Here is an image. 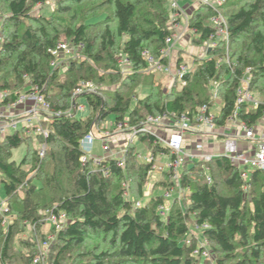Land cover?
<instances>
[{
    "label": "trees",
    "instance_id": "trees-1",
    "mask_svg": "<svg viewBox=\"0 0 264 264\" xmlns=\"http://www.w3.org/2000/svg\"><path fill=\"white\" fill-rule=\"evenodd\" d=\"M46 1L0 0V92L7 93L3 105L37 87L51 110L66 111L73 106L72 95L80 82L104 88L80 96L90 109L86 118H53L44 124L45 138L29 136L23 128L0 141V185L6 196V209L0 213V264H33L36 240L46 241L49 234L41 229L43 214L50 210L63 212L67 223L56 234L43 264H207L201 258L207 251L213 264H264V173L251 172L244 190L239 169L227 158L189 160L178 173L180 195L168 201L162 195L150 196L142 204L152 165L136 159L135 145L127 148L124 168L116 159L98 167L80 162L81 139L110 115L114 122L127 117L131 127L148 116L192 117L199 107L212 105L213 84L222 104L216 125L223 126L234 109L246 68L252 69L250 91L264 101V0H226L221 13L228 26L233 66H217L225 51L219 43L182 77L178 89L172 85L166 94L155 74L147 71L142 53L160 59L165 38L171 35L167 0H54L50 15L31 13ZM87 3L93 6L79 14L77 7ZM104 8L110 14L105 12L103 20H87L89 12ZM211 16L213 12L200 5L188 19L193 46H202L212 33ZM63 42L78 48V57L68 59L63 69H53L50 51ZM122 58L128 62L126 73L120 66ZM182 60L178 55L176 64ZM143 86L149 92L140 98ZM262 108L242 109L238 118L254 125ZM138 141L152 155L169 154L152 135L141 134ZM42 144L46 151L39 158ZM22 145L26 153L16 162L12 152ZM160 174L162 188L170 191L175 185L173 170ZM165 201L171 202L161 216L159 207ZM7 217L11 219L6 223ZM189 222L201 231L206 247L185 243ZM27 224L35 231L17 248L15 239Z\"/></svg>",
    "mask_w": 264,
    "mask_h": 264
},
{
    "label": "built area",
    "instance_id": "built-area-1",
    "mask_svg": "<svg viewBox=\"0 0 264 264\" xmlns=\"http://www.w3.org/2000/svg\"><path fill=\"white\" fill-rule=\"evenodd\" d=\"M167 1L170 3V13L176 14L175 17L172 16L170 18L173 26L172 30L176 31L178 30V27H180V23H177L176 21L182 16V11H178V6L179 2L183 0ZM225 3L226 0H198L199 6H206L213 12L212 19L209 23L213 28V31L207 40L204 41L203 45L200 46L204 55H206L205 57H202L201 60L205 59L208 53L215 49L219 43H223L225 49L224 55L217 60V66L226 65L231 68L233 66V61L230 58L228 50L229 31L226 19L221 13V8ZM183 17L187 21L185 28L188 29V19L184 15ZM180 37L181 36L179 34H171L165 38L164 48L160 51L159 60H156L148 52L142 53L148 72L152 74L169 75L172 77L174 82L181 83L182 77L192 71L185 63L176 64L174 68H172L169 64L175 44L178 43ZM1 42L2 40L0 36V45ZM77 50L78 48L71 47L64 42L59 43L54 50L50 51L53 58L50 63L51 67L53 69L59 68V62L61 60L77 58ZM127 63L128 62L124 58L120 60V66L122 68V72L124 73L128 71ZM251 83L252 69L246 68L235 92L234 109L225 119L224 125L221 127L216 125L220 111L218 114H214L211 111L215 101H219L217 86L216 84H213L211 90L212 105H203L199 107L196 114L192 117H189L186 114H182L177 117H170L167 114L148 116L145 121L134 127L128 125V118L125 117L121 121L113 122L110 126L106 125V123H104L103 126H93L80 141V150L82 152L80 162L83 166L91 162L94 166L98 167L106 160L116 159L118 160L117 166L124 168V155L127 148L129 146H134V144L138 141L139 135H152L156 138V142L158 144L168 150L171 156V161L167 168L168 170L172 169L174 172L172 179L174 180L175 185L170 191H167L164 194V198L168 201L172 198L173 190H179L177 168L181 164V157L185 156L182 157V159L185 158L187 161L193 158L191 154L184 153L183 151V137L189 134L197 135L209 130L213 132V130L222 129L228 132L227 134L223 133V153L217 156L202 154L197 158L200 159V162H208L216 157L227 158L231 164L239 169L240 177L245 182L244 190H247L250 173H264V132L257 127L259 121L264 118V101L257 98L254 93L250 91ZM84 94H98V88L91 82H80L72 95V108L66 111H53L51 110L49 103L44 99V96L38 91L37 87H33L30 92L21 93L17 97V100L9 105H3V101L7 97V93L0 92V107H6L8 109H16L20 106L23 107L21 115L16 116L14 119H12V117H2V120L5 122L0 125V138L3 139L9 133L12 134L17 132L19 124H21L22 128L26 129V133L29 136L39 135L44 138L47 137L48 133L44 128V124L49 123L53 118L61 116H77L80 111L84 110V106L79 104L76 99ZM261 106H263L261 110L262 116L254 125L248 126L238 118L242 109H245V112H249L255 111ZM155 129L168 130V137L165 139L156 135ZM235 132H237L238 135L242 133L241 138L245 142L253 145L252 153L248 150L243 151L239 149L237 138L231 136V133ZM97 139L102 141V150L105 153L102 158L92 155L94 141ZM116 143H121L122 148L113 152V147ZM200 148L201 146H198V149ZM45 151L46 146L44 144L40 145L38 150L39 158L44 157ZM136 157L137 159L140 158L138 154ZM154 161V155H152V153L145 155L144 162L152 165L151 174L154 172H163V169L158 168ZM124 195L126 197L127 193L125 192ZM136 206H139V203H136ZM166 212L167 209L165 206L159 207V214L161 216H165ZM43 215V221L50 226L53 233L47 235L46 241L36 240L38 253L33 258V264L44 263L48 250L55 240L56 234L61 231L67 223V217L63 212L54 213L53 210H50L45 211ZM203 254L205 255L206 252Z\"/></svg>",
    "mask_w": 264,
    "mask_h": 264
},
{
    "label": "rangeland",
    "instance_id": "rangeland-1",
    "mask_svg": "<svg viewBox=\"0 0 264 264\" xmlns=\"http://www.w3.org/2000/svg\"><path fill=\"white\" fill-rule=\"evenodd\" d=\"M192 2H194V5H195V8L198 9L199 8V5H198V0H190ZM182 2V1H181ZM179 2V6H178V11L181 12L182 11V8L180 6V3ZM90 6H93V4H90V3H87V4H84V5H81L79 7H77V11L79 12V14L83 13L84 11H86ZM76 8V7H75ZM167 8L169 10L170 8V3L167 1ZM195 9V10H196ZM55 10V1L54 0H47L46 3L44 5H41L38 7V9H34L32 10V14L35 12V14H39V12H42L46 15H50L53 11ZM105 12L107 14H110V9H107V8H104V9H101L100 11H96V12H89L87 14V20L88 21H97V20H103L104 19V16H105ZM170 12V11H169ZM170 14V17H169V21L167 23V27H168V30L171 31V34L173 35L175 33V31L172 30L173 26H172V21H171V17L172 16H176L175 13H169ZM206 14V13H203V15ZM183 15L189 19L190 17L188 15H186V12H182V16L176 21L177 23H180L183 25V28H185L186 24H187V21L185 20V18L183 17ZM0 17H2V15H0ZM212 19V16L209 18V21L208 23H210V20ZM1 20V19H0ZM1 22V21H0ZM182 33H188L186 31V28H185V31L182 32ZM123 39H121L120 41H122ZM202 53H203V50H202ZM206 55H204V53L202 55L199 56V58H202V57H205ZM185 64H187L189 67H192L190 66L191 64H188V57H182ZM191 62V60H189ZM68 62L67 59L65 60H61L59 62V68L63 69L64 67H66V63ZM124 73V72H123ZM155 78H156V81H157V84L161 86V88L163 89L164 93L166 94L167 92H170L171 90H169V83L170 81L165 78L164 76H158L155 74ZM96 86V85H95ZM174 87H177V89L179 88L180 86V82H177V84L173 85ZM98 89H103L104 86H96ZM149 92V87L147 86H143L142 88H140L139 92H138V96L140 98H143L145 95H147ZM257 98H259L256 94H254ZM78 103L81 104L82 106H84V110L83 111H80L78 114H77V117L78 118H86L89 114H90V109L89 107L87 106V103H86V99L85 98H78L77 99ZM222 108V104L220 101H215L214 105L212 106L211 108V111L214 113V114H218L219 111L221 110ZM114 121V117L112 115H110L105 122H103L102 124H100L99 126H103L104 123H110V122H113ZM22 126L21 124H19L18 128L20 129ZM135 148H136V153L140 156V158L138 159L139 162L141 163H145L144 162V157L148 151V154H151V151L149 149H147V146L145 143H142L140 141H137L135 144ZM120 148L122 147H117V150H119ZM114 152V151H113ZM26 153V146L25 145H22L20 146L18 149L14 150L12 152V157H13V160L16 161V162H19L22 160V158L24 157ZM93 156L95 157H98V158H102L104 157L105 153L103 152L102 150V141L97 139L94 141V150H93V153H92ZM182 157H185V156H182ZM180 159L181 161V164L179 165V167L177 168V173H180L182 171V168H183V165L187 164L188 161H184L185 158ZM137 159V157H136ZM167 161H168V157L166 155H162V154H159V153H156L155 155V165L156 166H159V165H165V168H164V172H167L168 171V168L166 167L167 165ZM193 162H198L197 159H193L191 160ZM190 161V162H191ZM186 162V163H185ZM185 163V164H183ZM192 163H189L188 164V167L191 166ZM152 168V167H151ZM171 179V178H170ZM221 179V176L220 178H217V180L219 181ZM163 182V176L159 173V172H154L153 174H150V176L145 180V184L143 186V190L145 191V197L144 198H141L140 202L142 204H145L150 196H163L164 197V194L167 190H165L164 188H162L161 186V183ZM223 187V186H222ZM220 186V190L225 192V189L222 188ZM135 190V189H134ZM173 194H181V191L178 193V191L176 189L173 190ZM172 194V195H173ZM23 193L21 192L19 194V196L22 197ZM128 193L126 195V198H128ZM6 196H5V193L3 191V187L2 185H0V213H3V211L6 209ZM140 202H137V203H140ZM166 202V201H165ZM168 202L165 203V208L167 209L168 208ZM11 219V218H10ZM9 217H7L6 219H4L6 221V223L8 221H10ZM44 220V219H43ZM43 229H41V232H44L45 234L49 233V228L50 226L48 224H46V222L43 221ZM3 230L5 232L6 230V227L4 226L3 227ZM35 230H34V227L33 226H30L29 224H27L26 226H24V231L22 234H20L16 239H15V242H14V246L17 247V248H20V241L23 240V239H27L28 237H30L31 233H33ZM48 234V235H49ZM2 235H0V243L2 241V238L3 236L1 237ZM184 240H185V243L187 244H191L193 241L196 243V245L198 246V249H201L202 247H206V244L203 240V238L201 237V231L199 229H197V227L192 223V222H189V232L188 234L184 237ZM197 249V250H198ZM209 250V249H207ZM197 251H195V253L193 254L195 257L197 256L196 254ZM198 256H200L198 254ZM203 259H205L207 262V264H213V256L210 255V251H207L205 256L204 254L202 255ZM14 264H19L17 261L14 263Z\"/></svg>",
    "mask_w": 264,
    "mask_h": 264
},
{
    "label": "crops",
    "instance_id": "crops-1",
    "mask_svg": "<svg viewBox=\"0 0 264 264\" xmlns=\"http://www.w3.org/2000/svg\"><path fill=\"white\" fill-rule=\"evenodd\" d=\"M180 6L182 8V12L183 11L186 12V15H188L189 17L192 15V13L196 9L194 2H192L190 0H183L180 3ZM179 25H180V27H178V30H176L174 34H176V35L179 34L181 37H180V40L178 41V43L175 44V48L172 52V56H171L169 64L171 65L172 68H174L176 66V61H177L178 55L181 57L187 56L189 58L188 64H191L190 66H192L189 68L191 70H193L195 68V66L197 65V63L199 61H201V58H199V56L203 54L202 49L200 47H195L192 45V39L194 36V32L190 31L189 29H186V31L188 33H182L185 31V28H183L182 24H179ZM189 60H191V62ZM156 75L164 76L165 78H167L170 81L168 86L170 87L169 90H171L172 85H174V81H173L172 77L169 75H165V74H156ZM22 110H23L22 106H20L16 109H8L6 107H0V125H2L5 122L4 120H2V117H4V118H7V117L11 118L12 117V119H14V118H16V116L21 115ZM113 122L107 123L106 125L110 126ZM257 127H258V129H260L261 131L264 132V118L259 121ZM21 128H20V130H21ZM20 130L18 128V131H20ZM155 133H156V135H158L162 138H165V139L169 135V131L165 130V129H155ZM223 133L227 134L228 132L226 130L216 129V130H213V132L209 130V131H206L204 133L197 134V135H190V134L185 135L183 137V144H182L183 151H184V153L191 154L193 156V158H191V160L197 159L198 162L200 161V159L197 157L202 155V154L214 155V156L221 155L223 153V141H224ZM9 134H11V133H9ZM241 135H242V133H240L239 135L237 132L231 133V136L237 138V142H238L240 150H243V151L248 150V151H250V153H252L253 145L245 142L241 138ZM1 140H2V138H0V141ZM198 146H201V148L198 149ZM117 147H121V143H116L113 147V151H116ZM93 148H94V146H93ZM146 154H148V151ZM155 155H154V160H155ZM162 155H166V154H162ZM166 156L168 157L166 167H168V165L170 164V161H171V156H170V154H168ZM184 161H187V160H184ZM185 163H183V164H185ZM157 167L162 168L163 172H164L165 165H159ZM175 195H177V194H173L172 198ZM170 202H168V203H170ZM47 231L50 232L51 228H49V230H47Z\"/></svg>",
    "mask_w": 264,
    "mask_h": 264
}]
</instances>
